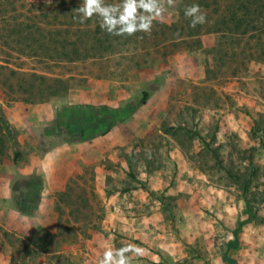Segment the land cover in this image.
<instances>
[{
	"label": "rangeland",
	"instance_id": "1",
	"mask_svg": "<svg viewBox=\"0 0 264 264\" xmlns=\"http://www.w3.org/2000/svg\"><path fill=\"white\" fill-rule=\"evenodd\" d=\"M81 3L0 0V246H18L8 262L90 264L86 248L105 230V199L116 210L122 202L113 197L139 183L141 163L153 162L140 155L172 139L211 153L224 168L216 177L232 179V203H243L216 222L212 239L160 255L158 264H264V0H175L172 7L164 0L151 33L132 36L108 34L98 17L80 23ZM194 3L207 14L195 28L184 14ZM150 94L153 104L167 99L164 121L149 140L133 141L140 152L127 169L101 160L116 167L104 192L93 144L112 132L123 138L128 127L139 132ZM231 120L238 128L225 131ZM200 155L189 162L208 166ZM153 197L166 201L175 222L177 197ZM78 245L83 252L71 249Z\"/></svg>",
	"mask_w": 264,
	"mask_h": 264
},
{
	"label": "crops",
	"instance_id": "2",
	"mask_svg": "<svg viewBox=\"0 0 264 264\" xmlns=\"http://www.w3.org/2000/svg\"><path fill=\"white\" fill-rule=\"evenodd\" d=\"M153 98L152 94L146 98L144 113L136 120L138 122L136 127H140L139 132L128 127L123 138H119L112 132L104 140L98 139L97 141H101L99 145H96L97 141L95 140L93 145L97 146V152L93 162L97 173L96 180L104 192L112 187L111 176L116 167H107L101 163V160L106 161L107 165L116 164L119 161L118 163L127 169L128 163L133 165V155L136 158L140 152L139 149L134 148L133 141L143 139V137L149 140L150 135L160 129L164 121L163 114L167 113L169 104H167V99L166 103L153 104ZM172 103L174 102L172 101ZM87 112L84 113L86 116ZM98 116V112H95V117L94 115L91 117L97 118ZM78 123L76 122V130L79 129ZM224 124L225 131H227V127H231L232 130L238 128V123L233 120ZM159 132L163 135L162 131ZM164 142L165 145L156 143V148H152L150 154L140 155H143L142 158L153 159V162L141 163L140 171L136 175V180L139 183L131 182L132 184L127 190L121 191V197H118V193L113 197L119 198L116 205L118 202H122L119 207H116V210H113L111 197L105 199L109 208L105 230L94 235L90 240L85 253L88 257L87 263L99 264L104 251L134 244L142 249V253L132 258V264H158L160 255L171 257L172 254L186 253L188 245L196 246L202 239H212V231L218 220L231 219L234 211L238 214V207L241 209L243 201L239 200V204L232 203V199L236 198L233 193L235 189H232L231 186L232 179L226 173L216 177V172L222 173L224 168L214 164V156L212 157L211 153L192 152L185 145L172 139L170 143ZM102 143L105 144V149L100 150ZM117 147L126 149L124 156L119 152V149H116L114 155L111 154ZM144 150L147 151L146 148ZM225 152L226 150L223 151V155ZM120 154L123 158L120 157ZM200 154L211 160L208 166L200 167L197 163L189 162L191 155L198 159L199 156L201 157ZM223 155L221 157H224ZM3 171L6 169L1 167V182L6 179ZM69 174L70 172L67 171L62 173L65 178L64 183H66ZM164 191L177 197L174 201L175 207L178 208L176 209L175 222L166 218L165 206H168L166 201L163 202L153 197V193L158 195ZM202 194L206 196L204 197ZM206 211L208 212L206 213ZM210 213H214V215ZM215 215L216 217H214ZM165 222H168L169 225ZM16 236L21 237L20 233ZM71 249L75 253L84 251L80 249L79 245L71 247ZM17 250V245L0 246V264H17L8 262V257Z\"/></svg>",
	"mask_w": 264,
	"mask_h": 264
},
{
	"label": "clouds",
	"instance_id": "3",
	"mask_svg": "<svg viewBox=\"0 0 264 264\" xmlns=\"http://www.w3.org/2000/svg\"><path fill=\"white\" fill-rule=\"evenodd\" d=\"M166 4L172 7L175 0H166ZM164 7V0H121L118 4H106L105 0H82L75 11L79 13L80 23L98 17L101 29L108 34L132 36L137 32L151 33L153 22L163 19ZM184 14L193 28L207 22V14L199 4L186 6ZM141 253L142 249L134 244L108 249L104 251L99 264H132V258Z\"/></svg>",
	"mask_w": 264,
	"mask_h": 264
},
{
	"label": "trees",
	"instance_id": "4",
	"mask_svg": "<svg viewBox=\"0 0 264 264\" xmlns=\"http://www.w3.org/2000/svg\"><path fill=\"white\" fill-rule=\"evenodd\" d=\"M0 123H4V122H2V120H0ZM4 131H5L6 133H10L9 128H8L7 126H5V125H4Z\"/></svg>",
	"mask_w": 264,
	"mask_h": 264
}]
</instances>
